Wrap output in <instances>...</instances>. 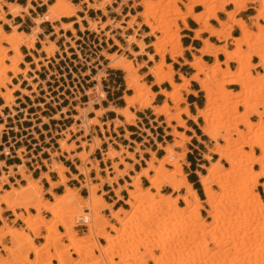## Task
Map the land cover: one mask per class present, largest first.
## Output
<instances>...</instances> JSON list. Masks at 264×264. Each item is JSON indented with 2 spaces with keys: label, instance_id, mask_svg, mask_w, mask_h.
<instances>
[{
  "label": "bare ground",
  "instance_id": "6f19581e",
  "mask_svg": "<svg viewBox=\"0 0 264 264\" xmlns=\"http://www.w3.org/2000/svg\"><path fill=\"white\" fill-rule=\"evenodd\" d=\"M51 1L53 3L48 6L46 13L33 19L36 26L32 29V32L26 34L19 32L17 26L5 19L3 7L6 6L8 14L16 17L20 13H27L31 8L30 3L23 8L17 4H7L0 0V22L2 21L9 27V32H5L3 26L0 25V89H4V91L0 90V98L5 101V105L0 106V111L3 107H8L13 101V93L20 90L18 86H13V89L9 88V86H12L13 79L19 75H22L25 80L27 79V72L30 71L29 65H26L25 70L19 68V64L25 59L20 47L24 46L30 51L35 48L34 45L38 41L37 35L42 32L39 26L46 21L58 22L64 18H76V23L80 24L81 28L83 27L81 19L77 16V12L80 11L79 6L73 5L69 0ZM81 1L87 3L89 7L101 9L90 4L89 0ZM186 1L189 2V7L182 11L177 6L178 0H169L165 6L161 5L162 0H146L141 4L143 10L136 16H131L132 20L128 23L129 29L133 28L139 16L142 18L141 26L149 29L143 39L149 36L155 39L147 45L143 39L137 41L133 36L129 42V44H134L138 48V51L131 52L133 56H147L148 62H154V58L159 57L154 66L148 67L147 75L153 78L150 85L145 82L142 83L145 76L138 74V71L146 67L147 63L135 65L132 60L118 56L116 53L106 54V60L108 61L107 68L124 73L126 90L132 92V95L123 98L125 103L123 108L113 109L118 116L124 118L126 124L132 125L133 121L137 120V116L131 109L136 107L148 108L152 109L154 115L166 117L167 128H172L170 123L174 121L177 123L176 127L190 130L187 128L186 121L182 118L183 115L196 125L201 120L200 129L205 137L211 142H217L218 139L224 142V145H215V148L211 151L213 155L218 157V160L213 162L211 167L206 168L205 174L198 173L199 184L205 200L200 199L183 173L181 159L183 162L186 157L184 147L191 141V138L187 137L184 132H179L175 127L169 133L174 142L163 148V157L157 158L152 153V158L146 163L147 167L136 173L132 177V181L127 184L128 197L125 204L129 207V210L119 208L114 211L110 207V217L115 222L114 224H110L104 216L98 214L99 209L103 205H107L103 197L97 195L98 187L88 182L89 196L86 199L80 197L77 189L69 188L66 185L67 178L64 173L67 172V168L63 164L54 161L50 166V171L56 173L59 178L57 182H52L48 174V176L43 175L51 187L47 193L54 197V202L43 198V187L40 179L33 180L29 175L24 174L23 166L17 167L19 174L23 180L27 181V184L19 188H12L0 199V220H2L3 211L1 207L3 205L13 212H16L23 205L35 210L36 215L20 217L24 221V228L21 230H17L7 223L0 226V245L5 240H9L12 246L15 243H21L18 255L21 254V257L24 255L22 258L20 257L21 259L19 258L22 264H28L27 256L29 255L36 258L46 257L47 261L51 260L46 264H52V261L63 264V258H67L72 251L80 258L77 264H127L130 261L134 264H146L147 257L150 258L153 264H164L166 260H170L168 264H264V201L255 192V185L260 181H264V113L259 117L257 123H251L248 120L250 115H259V113L257 108L249 109L247 106L248 101L251 99L259 97L264 99V72L254 77L251 76L252 66L248 64L245 66L244 64L245 61L249 63L251 56L246 55L243 48H251L254 39L264 41V26H257L258 32H253L247 27L245 20L236 17L242 11L244 5L251 2L250 0ZM253 3L260 4L256 14L248 19V21L253 20L252 25H255L259 20H264V0H257ZM228 5H233V10L226 11L225 8ZM160 6L162 10H157ZM196 6L203 9L200 12H195L194 7ZM167 7L171 9L168 10ZM164 10L168 11L165 13ZM157 12L161 14V19L155 20ZM168 12H171V14ZM218 13L225 15L226 22L218 18ZM163 14L173 17L164 19ZM188 18L198 25V28L194 31L195 39L201 40L203 34H208L223 43L232 38L233 25L239 28L241 36L233 38L235 49L232 50H229L226 46L214 45L208 39L201 40L203 46L197 51L199 55H194L192 61L183 60L184 65L190 67L194 73L189 77L179 73L178 80L180 83H176L174 81L176 73L172 64L166 62L165 57L169 55L170 60L174 63L177 62L178 58L183 57L186 49L181 42V32L188 29ZM153 19L155 23L152 22ZM86 20L87 22L90 21L88 18ZM211 20L216 21L220 27L214 28L210 24ZM178 21H182L181 25L176 24ZM61 30L71 31L72 33L75 31L72 23L61 24ZM57 31L58 29L55 28V33ZM6 45L10 46V49ZM41 45L42 49L39 53H44L46 59L51 58L58 50L57 46L50 42L47 37L45 41H41ZM115 46L121 50L123 49L117 41H115ZM148 47L153 49V54L146 53ZM167 47L170 49H167ZM10 51H12V54L8 56ZM262 52H264V46L259 48L253 56L260 59ZM205 55L214 58L213 65L207 67V64L203 61ZM219 55L224 56L222 62L218 59ZM33 59L34 63L42 60L34 57ZM6 61L10 64H5ZM230 63L239 66L231 69ZM222 66H225V68H221ZM255 67L264 69V59H260ZM9 72L12 76H7ZM103 77H105V74L100 73L94 77V80L98 82V89L101 91L102 98L105 99L106 95L101 89V78ZM27 80L33 88L36 86L31 83L30 79ZM191 82L198 84L199 92L204 93L205 100V106L201 109L197 108L195 115H191L188 105L179 108V104L185 102L183 93L195 96L198 94V92L191 89ZM164 83H168L170 90L161 88ZM230 85L239 86L240 90L235 92L226 89ZM152 87H159V95L165 98L160 107L152 106L156 99V93L152 91ZM251 88L253 89L252 92ZM21 92L28 95L25 90ZM230 98H239L232 109L233 111L238 106L247 108L246 112L240 116L243 123L219 126L213 122L214 112L219 111L220 115H228L232 111L229 108ZM218 102L223 103L220 108L228 109L225 113H222ZM65 111L66 109L63 110V112ZM93 111L97 114L96 116L104 112L102 110ZM240 126L242 130L246 131V134H252L253 140L250 148L258 149L261 153L260 156L248 155L244 158L243 148L247 146L242 144L246 139H244V133L238 130ZM3 129L4 125H0V131ZM230 130L236 131L239 138L232 139ZM222 132L223 136L220 137ZM193 135L196 136L194 132ZM98 142L99 140H95V144L91 145V151L99 148ZM58 144L63 152L67 154L75 149V146L67 144V139L58 140ZM85 146L86 144L83 143L80 147ZM175 149H183V152L178 153ZM107 155L113 158L116 152L111 149ZM235 156H239L241 159L236 160ZM77 157L81 161L86 160L88 154L87 152L85 154L78 153ZM128 158L132 159V154H129ZM205 159L210 161L211 157L205 155ZM221 161L227 163L229 168L224 169ZM89 163L95 168L96 163ZM120 164L125 166L122 176L128 175V171L132 169L131 165L129 166L125 162H120ZM184 164L188 165L187 163ZM166 165L171 166L172 170L168 172ZM253 165L259 166L260 170L253 171ZM149 172H152L153 175H149ZM90 173L91 168H81L80 174L86 178ZM141 178L147 179L151 187L142 188ZM96 179L100 178L97 177ZM166 183L171 187L172 193H179L182 189L185 190V193L179 194L176 199L172 200V193L168 196L162 193L163 185ZM3 184H8L6 175L0 177V191ZM229 185H232L233 190L227 194ZM57 186H64V194L56 196L52 193V190ZM214 186L221 193L214 191ZM262 188H264V184H262ZM156 197L161 199L162 205L169 209V213L164 214L161 206L154 203ZM177 200H182L185 207H178ZM82 203H85L84 207L87 208L89 213L98 216L91 229H89V234L94 236L100 231L104 232V240L107 243V246L101 248V259L96 257V261H93V263H91L94 259L92 250L96 248L97 240H94L90 235L79 238V234L74 230V215L81 212ZM203 204L206 206L208 217L212 219L207 225L201 220L200 216V210L204 209ZM43 210L51 215L47 227L44 228L48 233L47 239L49 242L37 246L33 244V241L38 230L42 227H38L36 222L44 219L41 217ZM153 211L161 216L164 215L166 219L163 220V216V218H158L157 221L156 218L155 221L158 225L155 228L145 230L142 226L149 221L150 214ZM246 214H250V216L246 218ZM56 219H59V221L55 222ZM176 225L179 226L180 231H177V234L174 233L175 231L170 232ZM57 226L64 228L65 237L75 246L70 248L60 247L59 240L61 237L57 236ZM107 229H110L115 235H111L106 231ZM131 229H134L137 234L135 236L131 235L128 239L123 238ZM138 239L148 241V245L145 248L134 250L132 249L134 242H137ZM210 245L213 246V249L209 248ZM2 249L8 251V248ZM153 250H159L161 254L154 256ZM123 254L126 255L125 260ZM116 255L119 257L123 255L121 257L123 260L121 258L120 260L124 263H121L120 260L119 263L115 262Z\"/></svg>",
  "mask_w": 264,
  "mask_h": 264
},
{
  "label": "crops",
  "instance_id": "0c3cea01",
  "mask_svg": "<svg viewBox=\"0 0 264 264\" xmlns=\"http://www.w3.org/2000/svg\"><path fill=\"white\" fill-rule=\"evenodd\" d=\"M2 1L7 4H17L23 8L30 3L31 8L28 12L20 13L16 17L8 14L6 6L3 7L5 19L17 26L19 32L26 34H30L36 26L33 23V19L44 15L48 6L53 3L51 0ZM101 1L89 0V3L94 5L96 2L99 3ZM71 2L73 5L80 7L77 16L81 19L82 26L84 24L85 31L80 30V24L76 23V18H64L58 22L46 21L39 26L42 32L37 35L38 41L34 45L35 48L30 51L24 46L21 47V53L25 59H23V63L19 65V68L25 70L26 65H29L30 71L27 72L26 77L31 80L33 85H36V88L33 90L28 80H25L22 75L17 76L12 81V87L18 86L20 89L13 94L15 102L12 106L3 107L0 111V125H4V129L0 131V177L6 175L8 180V184L2 185L1 191H8L10 185H13L15 188L18 185L25 186L26 182L22 179L17 168L23 166L25 175H29L33 180L40 179L45 197L51 201V195L47 193L50 190V185L43 175L48 174L49 176H47L52 182L58 181L57 174L50 171V166L55 161L67 168V172L64 173L68 180L66 185L72 189H79L82 197H85V194L87 195V190L82 188L84 176L77 169L80 166V162L75 158L70 159V157L80 152L61 153L55 145L58 140H61L59 137L73 123H76L72 119L76 116V107L82 106L84 109L88 108L89 98L86 92L97 84L94 77L98 70H103L104 63L106 62V58L99 56L98 53H101V49H105L106 51L112 48L115 49V52H108V54L120 51L115 46L113 39L105 37L106 32H112L111 29L100 31L99 36L97 34L93 35V33L88 31L86 19L88 18L95 22L101 21L102 23H105L108 17L113 20H119V15L115 13V10L118 8L121 0H113V5L105 8L106 15L102 10L89 8L88 4L83 3L81 0H71ZM125 8L123 7L121 11L122 17L127 16ZM225 9L226 11H231L233 10V6L228 5ZM253 9V6L249 5L245 10L239 12L236 17L242 18L249 24L248 19L255 15ZM201 10L196 9L195 12H200ZM218 18L226 22L223 13H218ZM67 23L73 24L76 38H74L71 31L65 32L61 30V24ZM187 24L189 30L181 32V42L186 49L183 57L178 58L176 63L169 62L176 73L174 77L176 81L178 80L179 73L186 77L191 74L189 67L184 65L183 60L191 61L194 55H199L197 51L203 46L201 40L208 39L212 44L217 46L224 44L218 42L217 38L210 37L208 34H203L201 40L195 39L194 31L198 28V25L192 20H188ZM210 24L214 28H219V24L214 20H211ZM0 25L3 26L5 32H9L7 24L1 21ZM55 28L58 29L56 33ZM112 36L115 37V41H118L121 46H126L120 32L116 31ZM137 36L140 37V33ZM231 36L232 38L240 36V31L237 27L233 28ZM46 37L58 48L54 55L47 59L44 53H39L42 49L41 41H45ZM147 39L145 37L143 41L149 44L147 43ZM68 40L75 43V51H72V46ZM230 43L231 41H227V44ZM84 47H88L89 49L86 50ZM131 48L133 52L138 51L135 45H132ZM86 51H89L90 55L87 56L85 54ZM126 52L129 53L128 50ZM146 53L150 52L146 51ZM33 57L36 59L41 58L42 60L34 63ZM88 57L89 61H87ZM218 59L219 61H223L224 58L219 55ZM203 60L206 63L214 62V59L207 55L203 56ZM136 62L139 64L147 63L146 67L143 68V72L147 73V67L151 65L147 57L140 55L136 58ZM105 68V77L101 79V86L106 95L105 99L94 103L91 107L94 110H102L104 112L99 117H96L92 112L89 113L88 119H97L98 124L91 128L90 136L85 140L89 142L94 137H97L101 141L100 148L95 150L93 155L89 157V162L96 163L99 172L92 169L89 176L93 184L99 185L97 195H103L104 201L115 211L119 208H124L126 191L123 187L125 183H130V177L146 168V163L150 160L151 153H154L157 158H161L163 156L162 148L166 144L171 143L173 138L169 136L171 129L167 128L164 118L155 116L151 109L143 111L131 109L137 116V120L132 125L126 124L124 118L118 116L113 111V109L124 107L123 97L126 90L123 88L122 83H119L120 76L116 71L107 69V66ZM231 89L234 90L233 88ZM22 90L28 92V95L23 94ZM159 90V87H153V92L157 94L153 106H160L164 101L162 96L158 95ZM192 90L199 93V90ZM186 99L191 115H195L197 108H202L199 94L196 96L189 94L186 96ZM4 105V101L0 99V106ZM64 109H66L65 112H63ZM56 116H58V119H56ZM182 118H184L187 128L190 130H183L181 128L177 130L184 132L187 137L191 138L189 144L186 145V163L188 165L183 167V171L188 182L201 198L198 173H203L202 167L204 164L200 163L202 161L201 153L203 152L200 150V147L204 148V144L200 141L201 134L197 132L198 125L185 116ZM117 121L118 125H116ZM172 125L174 126L175 124ZM193 132L196 134L195 137ZM70 135L71 137H75L74 142L83 136L81 132L70 133ZM109 147H112L116 152H120L122 148L125 153H122L121 158H123L126 164L131 165L132 169L128 171V175L119 178L117 182L111 184L105 182L101 184L100 180L96 179V177L98 176L100 179L105 180V171L107 170L110 174L109 178H113V172L109 167L112 166L113 162H119V158H115L114 161H104V155L107 153ZM54 154L58 156L52 158L51 156ZM128 154H132V159L127 157ZM86 167L90 168L91 164H87ZM119 170H124V165H120ZM119 189L120 191L117 193ZM52 193L56 196L62 195L64 193V186L55 187ZM1 208L3 211L2 220L13 221L14 216L12 212L7 211L4 206ZM104 214L109 217V210H105ZM2 220H0V226L2 225ZM78 231L85 232L86 230L82 229Z\"/></svg>",
  "mask_w": 264,
  "mask_h": 264
},
{
  "label": "rangeland",
  "instance_id": "374dc122",
  "mask_svg": "<svg viewBox=\"0 0 264 264\" xmlns=\"http://www.w3.org/2000/svg\"><path fill=\"white\" fill-rule=\"evenodd\" d=\"M69 1H71V0H69ZM76 1V0H75ZM146 0H121V3L118 5V8L115 10V13H117V15H119V20H113L112 18H107L106 19V22L105 23H102L101 21H98V22H95V21H93V20H90V21H88L87 22V26H88V31L89 32H91V33H93V35H95V34H97L98 36H99V34H100V31H106V30H108V29H111L112 30V32H109V33H105V37H107L108 39H113L114 40V43H115V37H113L112 36V34L113 33H115L116 31H118V32H120L121 33V37L124 39V42H125V44H126V46L124 47V46H122L123 47V49L121 50L119 47V49H120V51L119 52H116V54L118 55V56H121V57H123V58H127L128 60H132L133 61V63L136 65V64H139V63H137L136 62V58L137 57H135V56H133L132 55V53L131 52H133V49L131 48V46L132 45H134V44H129V42L131 41V38L133 37V36H135V38H136V40L137 41H140V40H142L143 39V36H145L148 32H149V29L147 28V27H145V26H141V23H142V18L141 17H137V19H136V21H135V23H134V26H133V28H131V29H129L128 28V23L132 20V17L131 16H136L139 12H141L143 9H142V7H141V4L143 3V2H145ZM152 1H158V0H152ZM179 1V3H177V6H178V8L179 9H181L182 11H185V8L186 7H189V2L188 1H186V0H178ZM251 2H248V3H246L245 5H244V7H243V9H242V11L243 10H245L246 8H247V6H249V5H251V6H253V10L255 11V14H256V11H257V9H259V5L260 4H258V3H253L254 1H257V0H250ZM253 1V2H252ZM259 1V0H258ZM53 2V1H52ZM119 2V1H118ZM169 2V0H162V6H165L167 3ZM94 5H96V6H98V7H100L101 9L100 10H102L103 11V13L106 15L107 14V12L105 11V8L107 7V6H110V5H113V0H102L101 2H99V3H95ZM233 6V5H232ZM123 7H126L125 8V12H127V16L126 17H122V15H121V11H122V9H123ZM89 8H91V7H89ZM93 9H96V8H94V7H92ZM168 8V10H170L171 8H169V7H167ZM196 9H203L202 7H199V6H196V7H194V11L196 10ZM96 10H99V9H96ZM157 10H162L161 9V6L160 7H158L157 8ZM167 10V11H168ZM166 10H164V12L166 13L167 12ZM129 12V13H128ZM161 13H162V11H160ZM169 14H171V12H168ZM168 15V14H167ZM156 17H155V20L156 19H161V14L160 13H158L157 12V14L155 15ZM225 16V15H224ZM163 17H165L164 19H171V17H173V16H170V15H168V16H165V14H163ZM188 20H191L190 18H188L187 19V21ZM152 22L153 23H155L154 22V19L152 20ZM224 22V21H223ZM250 23L249 24H247V27L251 30V31H253V32H258V29H257V26H264V20H259L258 21V23L257 24H255V25H252V22H253V20H251V21H249ZM181 23H182V21H178L176 24H178V25H181ZM121 26V27H120ZM219 27H220V25H219ZM234 27H237V26H235V25H233V28ZM238 28V27H237ZM239 29V28H238ZM80 30L81 31H85L84 30V24H83V27L81 28L80 27ZM171 30H172V28H171ZM240 31V30H239ZM32 32V31H31ZM138 33H140V37H138L137 36V34ZM130 35V36H129ZM160 35V34H159ZM73 36H74V38H76V34H75V31H74V33H73ZM240 36H241V31H240ZM239 36V37H240ZM148 39H147V43H151L152 41H154L155 39H154V37H147ZM130 39V40H129ZM227 41H231V43L230 44H227ZM227 41H224L223 43V45H220L219 47H222V46H226L229 50H232V49H235V41L233 40V38H229ZM68 42L70 43V45L72 46V51H75V43L74 42H72V41H69L68 40ZM80 42V41H79ZM118 42V41H117ZM219 42V41H218ZM120 44V43H119ZM149 44H147V45H149ZM203 44V43H202ZM84 46V45H83ZM262 46H264V41H261V40H255L254 39V41H253V44H252V46H251V48H247V47H243L244 49H245V52L244 53H246V55H248L249 57H250V59H249V63L248 62H244V64H245V66L248 64V65H251L252 66V70H251V76L252 77H254V76H257V74H259V73H262V72H264V69H262V67H255V65H257V63L260 61V59H264V52H262V55H261V58L259 59L258 57H255V56H253V55H255L256 54V51L259 49V48H261ZM6 47L7 48H9L10 49V46H8V45H6ZM21 47H23V46H21ZM21 47H20V51H21ZM41 47H42V45H41ZM117 47V46H116ZM125 48V49H124ZM84 49H86V50H88L89 48L88 47H84ZM97 49H100V48H97ZM167 49H170L169 47H167ZM102 51H101V53H98V55L99 56H104L105 58H106V54H108V52H115L114 50V48H112V49H109V51H106L105 49H101ZM129 51V53H127L126 51ZM93 51H95L94 49H93ZM146 51H149L150 53L149 54H153V49L152 48H147L146 49ZM56 52V51H55ZM83 52V51H82ZM10 54H12V51H10L9 53H8V56L10 55ZM85 54L88 56V55H90V52L89 51H86L85 52ZM109 54H113V53H109ZM46 56V55H45ZM206 56V55H205ZM222 56V55H221ZM52 57V56H51ZM147 57V56H146ZM223 58H224V56H223ZM214 59V58H213ZM90 59H89V57H88V59H87V61H89ZM147 60H148V58H147ZM158 60H159V57L158 56H156L155 58H154V62H151V65L149 66V67H151V66H154L155 65V63L156 62H158ZM165 60H166V62L167 63H169V62H172L171 60H170V58H169V55H167L166 57H165ZM192 60H193V57H192ZM191 60V61H192ZM224 60V59H223ZM204 61V60H203ZM205 62V61H204ZM220 62H222V61H220ZM23 63V62H22ZM172 63H174V62H172ZM206 63V62H205ZM214 63V62H213ZM213 63H206L207 64V67L208 66H211V65H213ZM5 64H7V65H9L10 64V62H8V61H6L5 62ZM21 64V63H20ZM19 64V65H20ZM140 64H143V63H140ZM170 64V63H169ZM92 65H94V64H92ZM108 65V61L106 60V62L104 63V67H103V70L102 71H97V73H96V71H95V73H96V76L97 75H99L100 73L101 74H105V66H107ZM147 65V64H146ZM230 65V68L231 69H235V68H237L239 65H237V64H235V63H230L229 64ZM28 68H29V66H28ZM145 68V67H144ZM221 68H225V66H222ZM26 69V68H25ZM107 69H109V68H107ZM189 69H190V72H191V74L189 75V76H191L193 73H194V71L189 67ZM111 70H113V69H111ZM114 71H116V73L120 76V79H119V83H122V85H123V88H125V90H126V85H125V81H124V73L123 72H121V71H118V70H114ZM147 72H148V67H147ZM138 74L139 75H143V76H145V78L143 79V81H142V83L143 82H145L146 84H148V85H150L152 82H153V78L151 77V76H148L147 75V73H144L143 72V68L141 69V70H139L138 71ZM176 75V74H175ZM175 75H174V77H175ZM7 76H12V74L9 72V73H7ZM95 76V77H96ZM188 76V77H189ZM178 78H179V76H178ZM102 79V78H101ZM176 83H180V81L179 80H174ZM95 82H97V81H95ZM90 85H92V84H90ZM9 87H11V89H13V87L12 86H9ZM161 87L163 88V89H167V90H170V87H169V85H168V83H164V84H162L161 85ZM34 88H36V86L34 87ZM33 88V90H35ZM231 88H233L234 90H232ZM101 89H102V87H101ZM191 89H196V90H199V86H198V84L197 83H194V82H191ZM226 89H228V90H232V91H235V92H237V91H239L240 90V87L239 86H236V85H230V86H227L226 87ZM1 91H4V89L3 88H1L0 89ZM100 90L98 89V82H97V84L92 88V89H88L87 90V92H86V95L88 96V98H89V103H88V108H86V109H84L82 106L81 107H76V109H75V113H76V116H74L72 119H73V121H75L76 123H73V125H71V127H69L67 130H66V132L65 133H63L59 138H61V140H63V139H67V144H69V146H75V149L74 150H72L71 152H73V153H75V152H80V153H86L87 152V154H88V158H86V160H80L78 157H77V154H75L73 157H70V159H77V160H79V162H80V166L77 168L78 169V171H79V173L81 172V168H87L86 166H87V164H90L89 163V157L91 156V155H93V153L95 152V150L93 151H91V149H92V147H91V145H94L95 144V140H99L97 137H94L91 141H86L85 139L86 138H89V136H90V133H91V128L94 126V125H97L98 124V121H97V119H88V116H89V113L90 112H92V113H94V109L93 108H91L92 107V105L95 103V102H101L102 100H103V98L101 97L100 98V96H101V91L99 92ZM102 91H103V89H102ZM152 91H153V87H152ZM253 91V89L251 88V92ZM14 94V93H13ZM199 94V96H200V99H201V101H202V108L205 106V100H204V93H201V92H199L198 93ZM130 95H132V92H130V91H127L126 90V92H125V95H124V97L125 96H130ZM158 95H159V93H158ZM188 95V94H187ZM185 93H183V97L185 98V102H183V103H180L179 104V108H183V107H185V106H187V99H186V96H187ZM156 96H157V94H156ZM123 97V98H124ZM162 98L165 100V98L162 96ZM0 99H2V98H0ZM3 100V99H2ZM238 100H239V98H230L229 99V108H230V110H232L233 108H234V105H235V103H237L238 102ZM262 100H264V99H261V97H259V98H255V99H251V100H249L248 101V103H247V106H248V108L249 109H253V108H257V112L259 113V115L258 114H256V115H250V117H249V121L251 122V123H257L258 121H259V117L260 116H262V113H264V101H262ZM4 101V100H3ZM124 101V100H123ZM14 102H15V100H14V96H13V101L8 105V106H12L13 104H14ZM94 102V103H93ZM4 103H5V101H4ZM163 103H164V101H163ZM162 103V104H163ZM124 105H125V103H124ZM172 105V104H171ZM218 105H219V108H220V106L221 105H223V103L222 102H218ZM153 106V105H152ZM161 106V105H160ZM160 106H153V107H160ZM173 106V105H172ZM140 107H136L135 108V111H143V110H145V109H148V108H144V109H139ZM201 109V108H200ZM221 110H222V113H225L228 109H226V110H224V107H222V108H220ZM246 109L247 108H245V107H243V106H238L237 108H236V110L235 111H231L228 115H220L221 113L219 112V111H216V112H214V115H213V122H215L217 125H219V126H222V125H235L236 123H243V121L242 120H240V116H242L245 112H246ZM152 110V109H151ZM219 110V109H218ZM171 113H173L172 111H171ZM95 115H97L96 113H94ZM154 114V113H153ZM100 116V115H99ZM99 116H96V117H99ZM155 116H157L158 117V115H155ZM184 116V115H183ZM182 116V117H183ZM161 117H163L164 118V121H165V123H166V117H164V116H161ZM186 117V116H185ZM56 119H58V117L56 118ZM184 119V118H183ZM79 121H80V125H79ZM135 121H133V123H134ZM171 126H172V128L171 127H168L169 129H171V132L174 130V127L176 128V129H180L179 127H176L177 126V123L176 122H174V121H172L171 123ZM172 124H175L174 126L172 125ZM201 120H199V122H198V131H199V134H201V140L200 141H202L203 142V144H204V148H202V146L200 147V150L203 152V153H201V155H202V161L200 162L201 164H204V166L202 167V171H203V173L202 174H205L206 173V168H208V167H211L212 166V164H213V162H216L217 160H218V157L217 156H215V155H213L212 153H211V151L215 148V145H224V142L221 140V139H218L217 140V142H211L207 137H205L203 134H202V131H201V129H200V126H201ZM116 125H118V121L116 122ZM167 125V124H166ZM222 129V128H221ZM79 130H82V134H83V136L82 137H80V138H78L77 140H76V142H74V140H75V137H71V135H70V133H72V134H75V133H78V131ZM184 130V129H183ZM238 130L239 131H241L242 133H244V135H245V137H244V139H246V140H244L243 142H242V144L243 145H245V146H247V147H244L243 148V151H244V158L246 157V156H248V155H254V156H260L261 155V153H260V151L258 150V149H251L250 148V144L252 143V140H253V138H252V134H246V131L245 130H242V127L240 126L239 128H238ZM230 133L232 134V139H238L239 138V136H238V134H237V132L236 131H234V130H230ZM223 134V132L222 133H220V137L221 136H223L222 135ZM43 138H44V135H43ZM248 138V139H247ZM172 142H174V139H173V141ZM171 142V143H172ZM51 143V142H50ZM83 143H85L86 144V146L85 147H80ZM99 148H100V146H101V141L99 140ZM171 143H168V144H166L165 146H167V145H169V144H171ZM187 144H189V142L187 143ZM186 144V145H187ZM79 146V147H78ZM55 147L56 148H58V151L59 152H61V153H64L63 152V150L60 148V146H59V144H58V141H57V143H56V145H55ZM98 148V149H99ZM164 148V147H163ZM163 148H162V151H163ZM185 149V152L187 153V148H186V146L184 147ZM114 150L112 147H109V149H108V151H107V153L110 151V150ZM97 150V149H96ZM115 151V150H114ZM175 151L176 152H178V153H182L183 152V149H175ZM89 152V153H88ZM116 152V151H115ZM107 153L104 155V161H108V160H110V161H114L115 160V158H119V162L118 163H116V162H113L112 163V172H113V178H109V172L106 170L105 172H106V179L105 180H103V179H98V180H100V182H101V184H103V183H105V182H108V183H113V182H117V180L119 179V178H122V177H124V176H122V174H123V171L125 170V166H124V170H119V166L120 165H123V164H120V162H124L123 161V158H121V155H122V153H125V151L121 148V151L120 152H116V155L113 157V158H111L110 156H108L107 155ZM163 155H164V151H163ZM205 155L206 156H210L211 157V160L209 161H207L206 159H205ZM58 155L57 154H54V155H52L51 157L52 158H55V157H57ZM128 156H129V154H128ZM127 156V157H128ZM163 157V156H162ZM151 158H152V153H151ZM150 158V159H151ZM235 158H236V160H240L241 159V157H239V156H235ZM54 162V161H53ZM52 162V163H53ZM184 163H186V157L184 158V160H183V162H182V159H181V164H183V167L184 166H186V164H184ZM221 165L223 166V168L224 169H228L229 168V165L227 164V163H225L224 161H221ZM146 167H147V164H146ZM91 170L92 169H95L96 170V172H99V169H98V166L96 165L95 166V168L94 167H92V165H91ZM166 169H167V171L169 172L170 170H172V167L171 166H168V165H166ZM252 169H253V171H259L260 170V167L259 166H257V165H253L252 166ZM143 170V169H142ZM141 170V171H142ZM140 171V172H141ZM183 173H184V171H183ZM185 174V173H184ZM201 174V173H200ZM136 175V173L134 174V176ZM149 175H153V173L152 172H149ZM84 176V175H83ZM134 176H132V177H134ZM98 177V176H97ZM96 177V178H97ZM132 177H130V182L132 181ZM198 177H199V175H198ZM89 179V180H88ZM25 181V180H24ZM68 181V180H67ZM26 182V184H27V181H25ZM88 182H90V183H92L93 184V181L90 179V176H89V174H88V176H87V178L84 176V184H83V186H82V188H84V189H86L87 190V195L85 194V197H82L81 195H80V191H79V189H77L78 190V194H79V196L80 197H82V198H84V199H86L88 196H89V190H88ZM25 184V185H26ZM128 184V183H127ZM127 184L125 183V185H124V187H123V189L126 191V194H125V200L127 199V197H128V191H127V188H126V186H127ZM262 184H264V181H260L259 183H257L256 185H255V192L256 193H258L260 196H261V199H262V201H264V188H262ZM95 185V184H94ZM97 187H98V189H97V192H98V190H99V185H96ZM141 186H142V188H147V187H151V185H150V183H149V181L147 180V179H145V178H141ZM199 186H200V184H199ZM19 187H21L20 185H18L16 188H19ZM12 188H15L13 185H10V189L8 190V191H10ZM200 188H201V186H200ZM228 188H229V190H228V192H227V194L230 192V191H232L233 190V188H232V185H229L228 186ZM50 189H51V187H50ZM128 189H130V188H128ZM213 190L214 191H217V192H219V193H221L220 192V190H218V188L216 187V186H214L213 187ZM120 191V189L117 191V193ZM172 190H171V187L166 183L165 185H163V188H162V193H163V195H166V196H168L169 194H171L172 192H171ZM7 193V191H0V199L5 195ZM185 193V190L184 189H182L179 193H172L171 194V199L172 200H174V199H176L177 197H178V195L179 194H184ZM64 194V193H63ZM99 196H103V195H99ZM43 198L45 199V200H47V201H49L46 197H45V192H44V190H43ZM51 201L50 202H54V197L51 195ZM202 201H204L205 200V197H204V194H203V192H202V190H201V198H200ZM104 200V199H103ZM154 203L155 204H158V206H161V210H162V212L165 214V213H169V209L165 206V205H162V202H161V199L159 198V197H156L155 198V200H154ZM107 204V203H106ZM176 204H177V206L178 207H185V204H184V202L182 201V200H177V202H176ZM83 205V206H82ZM4 206V205H3ZM85 206V203L83 204H81V212H77L75 215H74V219H73V223H74V230H75V232H77V234H79L78 235V237L79 238H85V237H87V236H89L90 234H89V229H91V227L93 226V224L95 223V220H97V218H98V216L97 215H94V214H92V213H88V214H84V212H83V210H84V208H86V207H84ZM5 207V206H4ZM84 207V208H83ZM110 205H109V207H108V204L107 205H103L100 209H99V211H98V214L99 215H101V216H104L109 222H110V224H114L115 222L111 219V217H110V213H111V209H110ZM203 207H204V209H202V210H200V216H201V220L202 221H204V223L207 225V224H209L211 221H212V219L211 218H209L208 216H209V214L207 213V211H206V206L203 204ZM5 209L7 210V211H10V210H8V208H6L5 207ZM87 209V208H86ZM124 209L125 210H129V207L125 204V201H124ZM105 210H109V217H107L105 214H104V212H105ZM45 210H43V212L41 213V217H43L44 219L43 220H38L36 223H37V225H38V227H42L41 229H39L38 230V232H37V234H36V237L34 238V241H33V244H35V245H37V246H40L41 244L43 245V244H45V243H47V242H49V240L47 239L48 237V233H47V231L44 229L45 227H47V222H49V220H50V218H51V215H50V213H48L47 211H45ZM10 212H12V214H13V216H14V219H13V221H11V222H8L6 219H3L2 221H1V226H4L6 223L9 225V226H11V227H13V228H15V229H17V230H21L22 228H24V224H23V219H21L20 217H22L23 218V216H25V217H29V216H32V215H36V211L35 210H33V209H30L29 207H26V206H21V208H19V209H17L16 210V212H13V211H10ZM164 216V215H163ZM163 216H161L159 213H156V211H153L151 214H150V218H149V221L145 224V225H143L142 227L145 229V230H147V229H151V228H155L157 225H158V223L156 224V222L158 221V218H160V217H162L163 218ZM246 216V218H247V216H250V214H246L245 215ZM243 217V216H242ZM156 218H157V221H155L156 220ZM79 219H86L87 220V224H85V226L86 227H84V226H81V225H79L80 223L82 224V222H78V220ZM164 219H166V217L164 216V218H163V220ZM59 221V219H56L55 220V222H58ZM58 224V223H57ZM82 229H85L86 231L85 232H79L78 230H82ZM180 228H179V226H174L171 230H170V232H173V231H175L174 233L175 234H177L178 232L177 231H180L179 230ZM190 229H193V228H190ZM106 231H108L111 235H115L114 234V232H112V231H110V229H107ZM128 232V231H127ZM57 233H58V237H61V239L59 240V244H60V247L61 248H70V247H73V246H75L71 241H69L65 236H66V233H65V230H64V228L62 227V226H57ZM163 233V232H162ZM137 234V232H135L134 231V229L132 230H129V232L128 233H126V236L125 237H123V238H125V239H128V238H130V236L132 235V236H135ZM94 240H97V242H98V244H97V246H96V248L95 249H93L92 251V255H93V257H94V259L92 260V262L91 263H93V261H96V257L97 258H100L101 259V257H102V255H101V248H103L104 246H107V243L105 242V240H104V232H99V233H97V234H95L94 236L93 235H90ZM145 239V238H144ZM144 239H138L137 240V242H134V246H133V248L132 249H134V250H139V249H142V248H145L147 245H148V241H146V240H144ZM2 248H8V251H3V249ZM209 248L210 249H213V246L212 245H210L209 246ZM21 249V243H15L14 244V246H12V244L10 243V241L9 240H5V241H3L2 242V244L0 245V264H22V262L19 260V258L21 257L20 255H18V251ZM131 249V250H132ZM153 254H154V256H156V255H160L161 254V252L159 251V250H153ZM124 255V257H123V259L125 260V254H123ZM122 255V256H123ZM117 256V255H116ZM121 256V257H122ZM22 257H24V255L22 256ZM21 257V258H22ZM121 257H119V256H117L115 259H114V261L115 262H117V263H119V260H120V258ZM20 258V259H21ZM117 258H119L118 259V261H117ZM79 257L76 255V254H74V251H72L71 253H69L68 254V256H67V258L66 257H64L63 258V264H77V262L79 261ZM122 259V258H121ZM122 259V260H123ZM21 262H19V261ZM24 260V258L22 259V261ZM27 260H28V264H46V262L48 263L49 261H51V260H48L47 261V259H46V257H42V258H36L35 256H31V255H29V256H27ZM122 260H120V262L121 263H124V261H122ZM169 261L170 260H166L165 261V263L164 264H168L169 263ZM52 264H58V262L57 261H52ZM79 264H83V263H79ZM84 264H86V263H84ZM88 264H90V263H88ZM120 264V263H119ZM127 264H134L133 262H127ZM146 264H153V262L150 260V258H146Z\"/></svg>",
  "mask_w": 264,
  "mask_h": 264
},
{
  "label": "built area",
  "instance_id": "2783aa9c",
  "mask_svg": "<svg viewBox=\"0 0 264 264\" xmlns=\"http://www.w3.org/2000/svg\"><path fill=\"white\" fill-rule=\"evenodd\" d=\"M101 97L102 96H100V98ZM79 125H80V121H79ZM78 132H82V130H79ZM109 169L112 170V166L109 167ZM83 212H84L85 215L89 213V211L86 208H84ZM78 222H82V224L80 223L79 225L84 226V227H86L85 224L88 223L86 219H79Z\"/></svg>",
  "mask_w": 264,
  "mask_h": 264
},
{
  "label": "trees",
  "instance_id": "16d2710c",
  "mask_svg": "<svg viewBox=\"0 0 264 264\" xmlns=\"http://www.w3.org/2000/svg\"><path fill=\"white\" fill-rule=\"evenodd\" d=\"M197 132L199 133V131L197 130ZM197 188V187H196Z\"/></svg>",
  "mask_w": 264,
  "mask_h": 264
}]
</instances>
